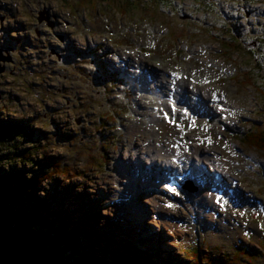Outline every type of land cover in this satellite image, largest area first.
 <instances>
[{
  "label": "rangeland",
  "instance_id": "1",
  "mask_svg": "<svg viewBox=\"0 0 264 264\" xmlns=\"http://www.w3.org/2000/svg\"><path fill=\"white\" fill-rule=\"evenodd\" d=\"M182 72L186 86L159 83ZM201 83L210 99L193 94ZM262 91L264 0H0V175L49 177L46 208H19L67 264H115L112 248L154 264H197L195 251L198 264H264V152L243 142L264 130ZM158 114L192 124L177 131L188 146L200 132L217 133L219 153L221 139L235 147L240 186L199 151L174 165L196 190L166 197Z\"/></svg>",
  "mask_w": 264,
  "mask_h": 264
},
{
  "label": "trees",
  "instance_id": "2",
  "mask_svg": "<svg viewBox=\"0 0 264 264\" xmlns=\"http://www.w3.org/2000/svg\"><path fill=\"white\" fill-rule=\"evenodd\" d=\"M231 40H234V38H231ZM250 54L256 55L257 53L253 50ZM255 64L257 66L261 65L260 62ZM19 126L24 127L25 125L20 124ZM11 128L4 130L8 135L15 136L16 133ZM2 130L3 127L0 128V134L3 135ZM245 145L264 152V130L259 129L248 133ZM56 173H60L63 177L69 171L61 172L57 169ZM48 178L42 176L40 179L34 175L29 177L19 172L7 177L0 175V254L16 259L21 264H67L60 255V251L63 250L59 251L60 248H57L58 243L56 240L45 236L40 237L42 232L39 233V230L32 227V224H35L33 222H40L36 219L35 214L30 213L28 215L26 213V216L22 215L19 208L25 202L30 205L33 201L38 206V210L46 208V199L39 195V189L41 184ZM64 225L66 226V224ZM86 235L90 237L91 233L86 232ZM71 237V239L74 238V233H71ZM65 241L66 238L64 243ZM112 253L119 259L115 264H154L151 258L142 259L137 257L134 260V258L123 256L114 248H112ZM127 255L131 256L129 253ZM120 261L121 263H119ZM90 262L103 264L96 256H91ZM196 262H199V260L197 259Z\"/></svg>",
  "mask_w": 264,
  "mask_h": 264
},
{
  "label": "bare ground",
  "instance_id": "3",
  "mask_svg": "<svg viewBox=\"0 0 264 264\" xmlns=\"http://www.w3.org/2000/svg\"><path fill=\"white\" fill-rule=\"evenodd\" d=\"M160 80L161 81L159 83H161V86H164V85L167 86L168 85V87H169V85H171V82H170V84H168V81L166 79H164V76L163 77L160 76ZM186 81L187 80H185V79L180 80V84L183 86H186L187 85ZM212 90H213V87L211 84L201 83V85H198L196 87V89H193L192 92H193V94L199 93L201 95H205L206 98L210 99L211 94H212L211 93ZM213 91H215V90H213ZM154 117H155V119H154L155 124L158 125L159 129L161 130V134H162V137H160V136L156 137V142L158 144H160V142L163 138L166 139V142H165V144H163L162 148H159L156 151L155 155L151 156V158L155 162L157 160H159V164L165 165L166 167H169L171 169L170 172H167L169 175H166V177H168V180L166 181V184H165L166 187L164 189H162L166 197H172L171 195H173L175 197V195H177V194H174V193L169 192L167 190L168 182H172L173 180L176 179V178H174L175 174H176V172H175L176 168L174 165L179 162V160L183 157L184 154H188L189 156L192 157L194 155H197V153L199 151H203V153L205 154V158H212L214 160L215 155L222 157L221 161H223L226 165L224 167L225 170L223 169V171L229 180L228 185L234 184L232 182L233 177H232V172H231V167H230V161H232V159H231L232 157L230 158V156H232V154H233V152H232L233 146H231V144L228 141L221 139V141L223 142V145H224V148H223L224 154H222V153H219L218 148H216V145L218 143H220V141L217 139V133H213V135H211V134H207V133L197 132V136H202V138H199L197 140V136H193L191 133H189L188 136H190V140L194 141V144H191L190 146H188V144L186 142L182 141V139L180 137V133H177V131L183 130V129L190 130V127L192 124L190 125L189 122H181L180 121V122H177L175 124L171 123L170 125L169 124L167 125L164 122L163 118H161L157 115ZM183 139H185V138H183ZM125 155L128 156V153L125 152ZM186 159L187 160L179 166V169L180 168L186 169L189 167V157ZM181 173L182 172L178 173L177 175H180ZM184 173H187V172L185 171ZM200 177L203 179H206L203 175H200ZM179 183H181V182H178V185L175 186V188H174L175 192L179 193L178 194L179 197H175L176 199H180V198H182V196L186 195V192H184V191L181 192L179 190L180 185H182ZM200 183H199V185H203ZM229 193L234 195L236 193V190L230 189ZM227 202L231 203V201L229 199H227ZM209 203L212 204L216 210H219L217 204H215V201L213 199L209 200ZM162 229H163V227L161 226V227H159L158 231L161 232ZM168 245L171 247L172 246L176 247L175 244H171V242H168ZM177 247H178V245H177Z\"/></svg>",
  "mask_w": 264,
  "mask_h": 264
},
{
  "label": "water",
  "instance_id": "4",
  "mask_svg": "<svg viewBox=\"0 0 264 264\" xmlns=\"http://www.w3.org/2000/svg\"><path fill=\"white\" fill-rule=\"evenodd\" d=\"M0 264H21L18 260L9 258L5 254H0Z\"/></svg>",
  "mask_w": 264,
  "mask_h": 264
},
{
  "label": "snow or ice",
  "instance_id": "5",
  "mask_svg": "<svg viewBox=\"0 0 264 264\" xmlns=\"http://www.w3.org/2000/svg\"><path fill=\"white\" fill-rule=\"evenodd\" d=\"M197 139H198V138H197ZM167 190H168L169 192L174 193V194H177V195L179 194V193H176V192H175V189H174V188L168 187ZM168 206L171 207V205H168Z\"/></svg>",
  "mask_w": 264,
  "mask_h": 264
}]
</instances>
